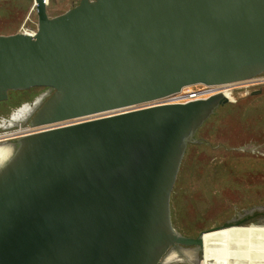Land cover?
Returning a JSON list of instances; mask_svg holds the SVG:
<instances>
[{
	"label": "water",
	"instance_id": "95a60500",
	"mask_svg": "<svg viewBox=\"0 0 264 264\" xmlns=\"http://www.w3.org/2000/svg\"><path fill=\"white\" fill-rule=\"evenodd\" d=\"M34 5V35L0 34V101L52 90L19 124L34 130L0 138V264H209L236 255L208 247L251 220L238 247L264 239V204L196 237L173 226L187 145L230 96L157 102L264 72V0Z\"/></svg>",
	"mask_w": 264,
	"mask_h": 264
},
{
	"label": "rangeland",
	"instance_id": "374dc122",
	"mask_svg": "<svg viewBox=\"0 0 264 264\" xmlns=\"http://www.w3.org/2000/svg\"><path fill=\"white\" fill-rule=\"evenodd\" d=\"M79 1L46 0L48 14H61ZM37 27L34 0H0V34ZM250 79L256 81L231 91L232 100L220 105L187 145L170 201L172 224L183 235L196 237L250 206L264 204V72ZM190 88L201 91L206 86L193 84ZM51 92L48 87L11 90L0 101V135L21 128L19 124L29 112ZM3 163L0 158V167ZM247 224L211 245L212 253L232 248L236 255L210 264H264V239L246 250L238 247V238L251 231L253 221Z\"/></svg>",
	"mask_w": 264,
	"mask_h": 264
},
{
	"label": "bare ground",
	"instance_id": "6f19581e",
	"mask_svg": "<svg viewBox=\"0 0 264 264\" xmlns=\"http://www.w3.org/2000/svg\"><path fill=\"white\" fill-rule=\"evenodd\" d=\"M24 32V31H23ZM25 32H28L30 34H34L32 32H29V31H25ZM252 81H256L254 79H248V80H242V81H235V82H230V83H222V84H205V83H196L197 85H200V86H206L205 89H202L200 91L199 94H197L196 97L194 98H201L202 95L204 94H214V93H217V92H221V91H227L229 92V96H230V100H232V96L230 94L231 91H235V88L237 86H239L240 84H243V83H247V82H252ZM191 85H187V86H184L182 88V90L176 94H173L171 96H168L167 98H164V99H167V100H173V101H182L181 99H183L184 101L186 100H190L192 99L188 93L191 91ZM247 91V90H245ZM133 107H138V106H133ZM65 123H69V122H61V124H65ZM59 123V125H61ZM35 128H32V127H22L19 128L18 130L16 131H12V132H7L5 134H2L0 135V138L3 137V136H12V135H16V134H20V133H23V132H28V131H32L34 130ZM0 154H3L2 152ZM240 227V226H238ZM238 227H236L235 229H237ZM234 229V230H235ZM234 230L230 231L229 233H227L226 235H229L231 232H233ZM216 231V230H215ZM215 231H213L212 233L208 234V235H205L204 237H208L210 236L211 234H213ZM224 235V236H226ZM223 236V237H224ZM263 240V239H262ZM217 241V240H216ZM261 241V240H260ZM214 243V242H213ZM212 245V244H211ZM211 245L208 247V251L209 253H212L210 251L211 249ZM210 264V263H209Z\"/></svg>",
	"mask_w": 264,
	"mask_h": 264
},
{
	"label": "built area",
	"instance_id": "2783aa9c",
	"mask_svg": "<svg viewBox=\"0 0 264 264\" xmlns=\"http://www.w3.org/2000/svg\"><path fill=\"white\" fill-rule=\"evenodd\" d=\"M36 31H37V28L35 29V30H29V32H32V33H36ZM24 32H25V30H24ZM28 33V32H27ZM30 34V33H29ZM33 34V35H34ZM200 93V91L199 90H197V89H191V91L188 93V95L192 98V99H196V98H194V97H196L197 96V94H199ZM164 98H167V97H164ZM164 98H161V99H159V100H157V102L158 103H163V102H172L173 100H167V99H164ZM187 101V100H186Z\"/></svg>",
	"mask_w": 264,
	"mask_h": 264
},
{
	"label": "flooded vegetation",
	"instance_id": "af4514ba",
	"mask_svg": "<svg viewBox=\"0 0 264 264\" xmlns=\"http://www.w3.org/2000/svg\"><path fill=\"white\" fill-rule=\"evenodd\" d=\"M52 91V90H51Z\"/></svg>",
	"mask_w": 264,
	"mask_h": 264
}]
</instances>
